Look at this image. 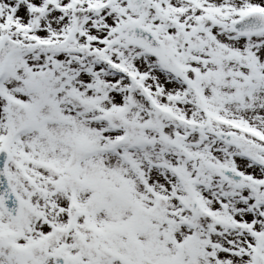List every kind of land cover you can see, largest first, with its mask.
Returning a JSON list of instances; mask_svg holds the SVG:
<instances>
[{
    "label": "snow or ice",
    "instance_id": "snow-or-ice-1",
    "mask_svg": "<svg viewBox=\"0 0 264 264\" xmlns=\"http://www.w3.org/2000/svg\"><path fill=\"white\" fill-rule=\"evenodd\" d=\"M0 264H264V0H0Z\"/></svg>",
    "mask_w": 264,
    "mask_h": 264
}]
</instances>
